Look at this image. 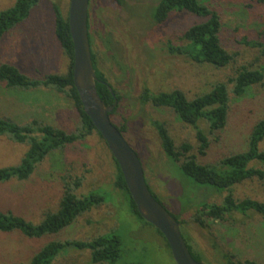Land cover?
<instances>
[{
	"label": "rangeland",
	"instance_id": "obj_1",
	"mask_svg": "<svg viewBox=\"0 0 264 264\" xmlns=\"http://www.w3.org/2000/svg\"><path fill=\"white\" fill-rule=\"evenodd\" d=\"M68 1L43 0L32 9L28 19L6 32L0 41V64L9 63L31 78L64 73L67 61L54 37L52 4L56 3L65 16ZM13 2L0 0V11L11 7ZM157 3L158 0H121V3L89 0L91 50L98 70L121 97L111 121L124 126V139L137 155L150 191L170 214L182 221L180 229L199 252L200 263L227 264L222 253L212 247L216 240L223 253L233 254L234 262L249 259L264 264V218L256 214H249L248 218L234 215L235 226L214 222L211 235L192 222V215L201 205L219 204L226 193L197 186L181 174L163 154L150 122H164L177 145L186 141L195 146L194 133L169 111L143 107L137 101L144 87L151 91L180 89L191 98L208 91L214 83L226 82L237 67L257 63L264 66V58L256 61L259 51L246 44L264 40L261 37L264 2L205 0L221 17L223 48L236 55L235 62L222 70L194 64L163 50L162 44L170 40L176 45L181 32L200 20L190 14H172L165 23L156 25L151 21V8ZM262 117L264 88L232 100L228 125L219 142L212 145L201 161H215L237 150L252 124ZM0 118H8L18 125L38 120L65 131L74 129L77 122L71 104L61 94L48 89L24 91L2 86ZM22 150V145L0 138V166L15 165ZM66 170L84 176L78 195L101 196L102 205L81 215L61 232L40 239L0 233V264L26 263L51 241L90 240L106 234L117 236L122 242V254L115 264H175L164 239L139 220L132 212L126 193L115 187V162L96 133L61 153L49 155L27 181L0 184V210H10L27 221L39 223L45 213L58 209L62 194L60 176ZM233 193L238 198L264 202V185L256 181L237 186ZM52 264L92 263L88 251L68 249Z\"/></svg>",
	"mask_w": 264,
	"mask_h": 264
},
{
	"label": "trees",
	"instance_id": "obj_2",
	"mask_svg": "<svg viewBox=\"0 0 264 264\" xmlns=\"http://www.w3.org/2000/svg\"><path fill=\"white\" fill-rule=\"evenodd\" d=\"M42 1L14 0L11 7L0 11V41L6 32L28 19L32 9ZM116 1L121 3V0ZM151 12V21L156 25L165 23L172 14H190L200 20L181 32L176 45L170 40L162 44L163 50L168 55L181 56L194 64L209 66L215 70L225 69L235 62L236 55L225 50L220 42L221 17L216 10L205 3V0H158V3L151 8ZM52 15L54 37L67 61L65 72L31 78L13 65L1 63L0 86L5 89L24 91L48 89L61 94L71 104L77 122L74 129L65 131L38 120L18 125L8 118H0V138L3 137L9 142L23 146L22 155L15 165L0 166V184L10 181H27L36 166L52 153H61L68 146L84 141L93 133L101 138L92 121L85 114L73 85L74 49L69 34L67 15H63L56 3L52 4ZM261 37L264 39V33ZM89 42L91 48L90 37ZM246 44L259 51L256 61L264 58V40L246 42ZM91 59L96 76L95 88L99 98L107 107L113 104L114 99L117 100V106L109 114L111 121L117 113L121 97L108 83L104 74L98 70L92 50ZM258 88H264V66L257 63L256 66L242 65L235 68L233 75L227 78L226 82L214 83L208 91L191 98L180 89L151 91L147 87H144L138 95L137 101L141 106L169 111L178 122L194 133L195 146L186 141L177 145L165 123L152 120L150 124L157 134L163 154L175 164L183 176L191 179L195 185L208 186L226 193L219 204H203L191 217L193 223L207 230L210 235L214 222L235 226L234 215L248 218L249 214H256L264 218L263 201L238 198L233 193L237 186L248 182L256 181L264 185V148L262 147L264 117L252 124L237 150L215 161H201L207 156L212 145L219 142L228 125L231 101L240 100ZM111 123L124 137V126L116 125L112 121ZM115 165L117 168L115 187L126 193L132 212L139 220L152 227L138 215L116 162ZM60 180L62 194L55 212L45 213L39 223H32L10 210H0V233H17L26 239H40L61 232L75 223L81 215L102 205L101 196L92 193L86 196L77 194L83 184L84 176H78L66 170L60 176ZM150 192L160 203L157 196ZM173 217L181 228L182 221L176 215ZM153 229L161 236L155 228ZM181 234L192 258L200 262L199 252L194 249L186 234L187 239L185 238L182 230ZM212 247L216 252L222 253L223 258L228 261L227 264H257L249 259L234 262L233 254L223 253L216 240H213ZM68 249L88 251L92 264H115L122 254V242L119 237L108 234L98 235L90 240L51 241L43 245L26 263L19 264H52L63 251Z\"/></svg>",
	"mask_w": 264,
	"mask_h": 264
},
{
	"label": "water",
	"instance_id": "obj_3",
	"mask_svg": "<svg viewBox=\"0 0 264 264\" xmlns=\"http://www.w3.org/2000/svg\"><path fill=\"white\" fill-rule=\"evenodd\" d=\"M88 4L89 0H69L67 11L69 34L74 49L72 80L84 112L117 163L138 215L161 234L174 263L202 264L192 258L178 221L154 199L137 155L111 123L109 114L117 106V100L114 99L113 104L107 107L97 94L88 35Z\"/></svg>",
	"mask_w": 264,
	"mask_h": 264
}]
</instances>
